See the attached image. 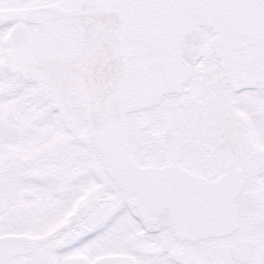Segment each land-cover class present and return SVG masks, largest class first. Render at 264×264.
Listing matches in <instances>:
<instances>
[{
	"label": "snow or ice",
	"instance_id": "obj_1",
	"mask_svg": "<svg viewBox=\"0 0 264 264\" xmlns=\"http://www.w3.org/2000/svg\"><path fill=\"white\" fill-rule=\"evenodd\" d=\"M0 264H264V0H0Z\"/></svg>",
	"mask_w": 264,
	"mask_h": 264
}]
</instances>
